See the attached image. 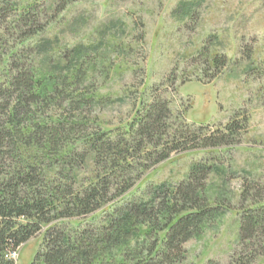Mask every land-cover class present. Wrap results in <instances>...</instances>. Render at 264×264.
<instances>
[{
    "label": "rangeland",
    "instance_id": "374dc122",
    "mask_svg": "<svg viewBox=\"0 0 264 264\" xmlns=\"http://www.w3.org/2000/svg\"><path fill=\"white\" fill-rule=\"evenodd\" d=\"M40 2L45 28L23 44L19 11L0 25V76L31 70L40 77L54 94L39 109L45 118L116 134L144 103L162 98L196 127L214 131L235 117L242 125L229 146L174 151L134 192L179 183L195 161L214 163L206 195L223 209L185 243L179 264H235L250 205L243 192L264 200V0H74L58 13L62 0ZM12 47L14 55L7 53ZM145 229L132 244L144 240ZM42 243L40 234L24 243L13 254L16 263L31 264ZM249 264H264V254Z\"/></svg>",
    "mask_w": 264,
    "mask_h": 264
},
{
    "label": "trees",
    "instance_id": "16d2710c",
    "mask_svg": "<svg viewBox=\"0 0 264 264\" xmlns=\"http://www.w3.org/2000/svg\"><path fill=\"white\" fill-rule=\"evenodd\" d=\"M72 1L62 0L57 13ZM40 5L0 0V25L12 23L9 18L19 11L23 44L45 28ZM7 53L14 55V47ZM8 73L0 76V264H17L13 254L38 234L43 243L31 264L183 262L185 243L223 209L206 195L214 163L195 161L179 183L151 184L140 196L134 192L145 173L174 151L231 145L242 128L236 117L212 131L189 124L167 99L155 98L125 130L87 133L78 130L86 124L40 114L54 94L33 71ZM243 199L250 205L241 218L242 249L233 255L235 264L264 254V200L249 191ZM141 226L144 240L132 244Z\"/></svg>",
    "mask_w": 264,
    "mask_h": 264
}]
</instances>
